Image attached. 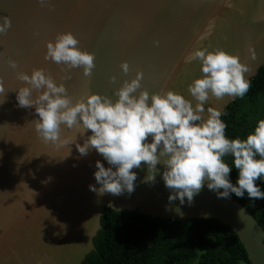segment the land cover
I'll return each instance as SVG.
<instances>
[{
	"label": "water",
	"instance_id": "95a60500",
	"mask_svg": "<svg viewBox=\"0 0 264 264\" xmlns=\"http://www.w3.org/2000/svg\"><path fill=\"white\" fill-rule=\"evenodd\" d=\"M2 16L11 20V28L0 35V80L10 90L0 103V264H80L94 248L106 207L152 217L219 219L236 232L250 263L264 264L260 223L230 194L218 198L207 182L191 204L186 198L182 205L178 199L169 202L164 166L158 164L155 182L146 183L147 166L142 163L133 169L137 179L132 193L101 196L90 191L89 185L100 187L94 177L96 161L110 167L95 149L86 156L77 151L76 143L82 145L91 131L81 136L64 129V139L71 141L76 134V143L68 146L43 143L30 123L38 119L35 108L18 107L15 90L23 82L7 63L15 60L18 70L28 74L44 69L58 84L64 83L70 96L79 95L87 80L91 92L113 100L114 89L139 69L150 94L172 90L195 104L187 91L201 75L199 63L188 59L194 50L218 47L239 55L249 67L247 80L264 64V0H46L44 5L38 0H0ZM62 32H71L81 50L94 54L90 79L81 68L64 73L44 60V41H54ZM121 61L129 63L128 75L120 70ZM65 75L70 78L62 81ZM110 76H116L115 84ZM233 99L212 98L205 107L222 110Z\"/></svg>",
	"mask_w": 264,
	"mask_h": 264
},
{
	"label": "clouds",
	"instance_id": "9594fccd",
	"mask_svg": "<svg viewBox=\"0 0 264 264\" xmlns=\"http://www.w3.org/2000/svg\"><path fill=\"white\" fill-rule=\"evenodd\" d=\"M38 2L44 5L46 0ZM0 21V35H6L11 20L2 16ZM153 44L159 46V41ZM78 45L71 32L57 33L54 41H44L43 58L59 65L64 73L81 68L83 77L90 79L96 67L95 56ZM249 52L255 59L251 47ZM188 59L200 65V77L187 88L195 104L172 90L150 94L142 86L144 73L139 69L133 78L114 89L113 100L91 92L87 80L79 95L70 96L64 83L58 84L44 69L33 68L28 74L18 70L15 60L7 63L15 78L23 82L15 90L18 107L35 108L38 119L30 123L43 143L68 146L76 143L77 133L84 136L91 131L82 145L76 143V149L81 156L95 149L110 165L106 168L100 161L95 163L94 177L100 187L89 185V190L97 195L132 193L137 179L133 169L143 163L147 166L146 183L155 182L158 164L164 166L161 175L165 187L171 190L169 202L178 199L182 205L186 198L191 204L205 182L218 198H228L230 193L242 198L247 193L250 200L264 199V192L255 183L264 177V119L256 122L246 138L229 139L222 110L205 107L212 98L219 101L244 97L250 89L246 79L249 67L239 55L218 47L194 50ZM119 68L125 75L132 71L127 61H121ZM69 78L65 75L61 80ZM109 82L115 84L116 76H110ZM9 91L0 80V95L4 97L0 103ZM64 129L75 131L71 141L62 138ZM225 156L233 158L238 172L236 185L229 179L231 167L224 161ZM175 211L182 216L179 208ZM242 212L243 209L238 215Z\"/></svg>",
	"mask_w": 264,
	"mask_h": 264
},
{
	"label": "trees",
	"instance_id": "16d2710c",
	"mask_svg": "<svg viewBox=\"0 0 264 264\" xmlns=\"http://www.w3.org/2000/svg\"><path fill=\"white\" fill-rule=\"evenodd\" d=\"M244 97H236L222 109L225 134L229 139L246 138L256 122L264 119V64L250 79ZM236 183L233 158L225 156ZM264 192V177L255 182ZM264 230V199L239 198ZM101 227L93 237L94 248L80 264H251L236 232L213 217L177 219L149 216L133 210L106 207Z\"/></svg>",
	"mask_w": 264,
	"mask_h": 264
}]
</instances>
